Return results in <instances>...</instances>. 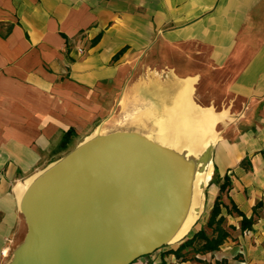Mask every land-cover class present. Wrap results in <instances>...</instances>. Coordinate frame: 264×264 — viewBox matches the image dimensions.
Wrapping results in <instances>:
<instances>
[{
	"label": "crops",
	"instance_id": "0c3cea01",
	"mask_svg": "<svg viewBox=\"0 0 264 264\" xmlns=\"http://www.w3.org/2000/svg\"><path fill=\"white\" fill-rule=\"evenodd\" d=\"M212 73L227 95L213 163L256 222L242 231L223 207L231 235L218 251L164 254L177 244L132 264H264V0H0V264L22 225L19 182L100 126L154 133L129 115L170 107L182 79L206 108L196 87Z\"/></svg>",
	"mask_w": 264,
	"mask_h": 264
},
{
	"label": "water",
	"instance_id": "95a60500",
	"mask_svg": "<svg viewBox=\"0 0 264 264\" xmlns=\"http://www.w3.org/2000/svg\"><path fill=\"white\" fill-rule=\"evenodd\" d=\"M213 144L206 138L188 154L133 130L90 136L28 185V230L7 264H132L169 245Z\"/></svg>",
	"mask_w": 264,
	"mask_h": 264
},
{
	"label": "bare ground",
	"instance_id": "6f19581e",
	"mask_svg": "<svg viewBox=\"0 0 264 264\" xmlns=\"http://www.w3.org/2000/svg\"><path fill=\"white\" fill-rule=\"evenodd\" d=\"M193 81L194 78L180 80L171 106L163 109L162 113L155 117V123L159 127V133L155 139L170 148L188 154L196 142L217 135L215 125L221 118V115L216 113L212 107L203 108L194 102L192 99ZM97 132H100V129ZM148 136L153 138L150 134ZM212 174L213 165L210 164L207 171L195 179L190 211L179 234L170 244L179 243L192 232L193 226L203 213L202 191ZM35 176L36 174L17 184L18 199H22Z\"/></svg>",
	"mask_w": 264,
	"mask_h": 264
},
{
	"label": "trees",
	"instance_id": "16d2710c",
	"mask_svg": "<svg viewBox=\"0 0 264 264\" xmlns=\"http://www.w3.org/2000/svg\"><path fill=\"white\" fill-rule=\"evenodd\" d=\"M70 136L71 133L67 132L63 142L64 147H67L70 141ZM215 175L216 176L213 180V183L219 187V192L215 199L207 222V226L211 229V233H208L205 228H201L200 230L195 232L192 237L184 238V240L181 241L176 249H170L164 252V254L173 253L178 258L183 257L185 259L188 252L189 254H191V252H193L194 254H203L218 251L225 240L231 235L230 231L225 225L226 217L222 214L223 207H226L228 209L229 214L235 212L242 217L240 226V229L242 231L252 229L254 223L256 222V219L253 216L248 217L244 212H242L228 194L232 185L229 176L226 174L224 177H221L216 165ZM226 194L228 195L230 204L225 201ZM262 206H264V203L259 202L258 207Z\"/></svg>",
	"mask_w": 264,
	"mask_h": 264
},
{
	"label": "rangeland",
	"instance_id": "374dc122",
	"mask_svg": "<svg viewBox=\"0 0 264 264\" xmlns=\"http://www.w3.org/2000/svg\"><path fill=\"white\" fill-rule=\"evenodd\" d=\"M212 78H208V79H204L200 84H198L196 88H198V91L196 90V96L198 97L197 102L200 103V99L203 98L202 101H204V104H202L203 106L206 105V107H212L216 113L219 114V112L222 111V109L224 108V103L225 100H224V97H226L227 95L224 94L222 92V90H217L216 87H213L211 86V81L216 77L215 76V73L213 74L212 73ZM202 97V98H201ZM201 104V103H200ZM165 109V108H164ZM162 113V111L159 113V114H156V112L151 108V107H145V108H140L138 109L136 112H134V114L132 115H129L131 119L133 120H142V118L144 116L148 117V119L150 120V122L154 121V123H151L149 129L152 130L154 133H151L150 135H152L153 139L156 138V135L159 133V127L156 125L155 123V117L156 115H160ZM120 119V116H116L114 117V119ZM126 120H128V118L126 117ZM224 123H217L215 125V129L217 131V135L216 136H210L207 138V140H211V138H214V141L218 138L219 136V131H221L222 127L224 126L223 125ZM155 125V126H154ZM124 128L118 126L116 127L117 129H127V128H130L128 127L127 125H123ZM98 129H100V133H107L109 132L111 129L109 128H104V126H100ZM97 129V130H98ZM82 141L84 140H78L77 142H72L68 149L66 150L65 154L69 153L71 150H73L79 143H81ZM64 154V155H65ZM212 157V156H211ZM213 165V174L209 180V182L206 184V186L204 187L203 191H202V201H203V206H204V202H205V194L208 195V192L211 193L212 189L215 187L213 186L214 183H213V180L215 178V166H214V163L212 164ZM47 166L41 168V170L39 171H35V172H32L28 178L34 176L35 174H37L38 172L42 171L43 169H45ZM26 178V179H28ZM210 198V197H209ZM210 203L207 202L206 204V208L204 209L203 213L201 214L200 218L197 220V222L195 223V225L193 226V229H192V232L188 235V236H193V234L195 232H197L198 230H200L201 228H205L207 230L208 233H211V229L207 226V222H208V219H209V216H210V212H211V209H209V205ZM21 218H22V225L19 227V229H17V235H16V238L13 239L12 241V250H11V253L9 254V256L4 260L3 264H7L10 259L12 258V255H13V252L14 250L16 249V247L23 242L24 238H25V235L27 233V230H28V227H27V223H26V220H25V217L23 215V213L21 212ZM227 223V222H226ZM225 223V225H227ZM179 245V243H177ZM175 244V245H172V244H169V245H166L164 247H162L161 249L157 250V253H160V251H163V250H168L169 248H175L177 247L178 245ZM156 252L155 253H152V254H157ZM150 254V255H152ZM189 256H194L195 254L193 252H191V254H189V252L187 253V257Z\"/></svg>",
	"mask_w": 264,
	"mask_h": 264
}]
</instances>
